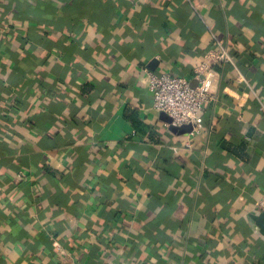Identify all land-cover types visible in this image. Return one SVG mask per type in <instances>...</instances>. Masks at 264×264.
<instances>
[{"label": "crops", "instance_id": "0c3cea01", "mask_svg": "<svg viewBox=\"0 0 264 264\" xmlns=\"http://www.w3.org/2000/svg\"><path fill=\"white\" fill-rule=\"evenodd\" d=\"M218 40L190 150L148 71ZM263 195L264 0H0V264H253Z\"/></svg>", "mask_w": 264, "mask_h": 264}, {"label": "built area", "instance_id": "2783aa9c", "mask_svg": "<svg viewBox=\"0 0 264 264\" xmlns=\"http://www.w3.org/2000/svg\"><path fill=\"white\" fill-rule=\"evenodd\" d=\"M219 48L208 53L206 61L196 71V83L183 75L166 71H148V85L153 93V108L166 112L174 125L191 124L192 131L187 133L185 147L193 148V140L204 133L203 110L206 103L216 101L214 93V65L232 61L223 40L217 41ZM22 175V172H19ZM256 209L264 211V195L257 200Z\"/></svg>", "mask_w": 264, "mask_h": 264}, {"label": "water", "instance_id": "95a60500", "mask_svg": "<svg viewBox=\"0 0 264 264\" xmlns=\"http://www.w3.org/2000/svg\"><path fill=\"white\" fill-rule=\"evenodd\" d=\"M161 118L165 120L169 124V128L178 134H187L192 131L193 126L191 124L184 125H174L172 123V118L164 111L161 112ZM259 225L262 227V231L264 232V211L259 215Z\"/></svg>", "mask_w": 264, "mask_h": 264}, {"label": "trees", "instance_id": "16d2710c", "mask_svg": "<svg viewBox=\"0 0 264 264\" xmlns=\"http://www.w3.org/2000/svg\"><path fill=\"white\" fill-rule=\"evenodd\" d=\"M134 120L136 121V124H138V120L136 118H134ZM259 257H257L256 261L253 262V264H264V260L263 259H258Z\"/></svg>", "mask_w": 264, "mask_h": 264}]
</instances>
